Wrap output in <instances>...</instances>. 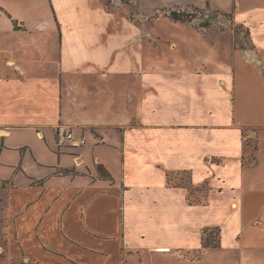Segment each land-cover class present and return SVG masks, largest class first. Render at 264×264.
<instances>
[{"label": "crops", "instance_id": "obj_1", "mask_svg": "<svg viewBox=\"0 0 264 264\" xmlns=\"http://www.w3.org/2000/svg\"><path fill=\"white\" fill-rule=\"evenodd\" d=\"M94 4L0 0V264H264V0L167 2L228 14L244 32L224 39L111 28ZM121 76L128 120L69 112L97 116L83 86ZM59 127L86 143L53 147Z\"/></svg>", "mask_w": 264, "mask_h": 264}, {"label": "rangeland", "instance_id": "obj_2", "mask_svg": "<svg viewBox=\"0 0 264 264\" xmlns=\"http://www.w3.org/2000/svg\"><path fill=\"white\" fill-rule=\"evenodd\" d=\"M168 1L174 0H95L94 8L111 14V28L117 27L128 31H132L134 29L149 31L151 29L160 28V30L165 35H168V33L171 31L177 33L178 30L176 29V26L173 24V22L172 24L167 23L166 25H163L162 21H159V19L162 17H169L168 15H170L171 11H177L187 15L189 19V22L182 23H185L189 27L195 28L207 35L210 34L212 36L211 38L220 37L224 39L227 37V35H232V37H234L231 31L234 33H237V30L244 32L242 28L235 26L233 20L228 14L214 11L209 8L201 9L199 7H195V5L176 4L172 6L167 4ZM245 40L246 37H244V41ZM200 55L199 57L203 58V55ZM121 77L122 79L117 77V79L114 81L108 82L104 86L99 87L97 91H95L97 89L96 85L93 86V84H91L88 89L87 87L83 86L84 91L96 97L95 103L101 107V111L95 109L97 116L91 117L92 109H90V111L85 110L78 113L75 110V107H72L69 112L73 113L76 119L80 118L81 121L94 119L92 121H95L98 124L104 123L106 121L113 123H123L124 121L128 120L129 116L125 107V99L127 97L130 81L126 80L127 76ZM54 145L53 147L57 148L59 143L55 142ZM247 145L249 146V151L254 150L253 148L255 147V144L253 142L249 141L247 142ZM76 148L79 149L81 147ZM253 156L254 155L252 154H248L247 158H245V163L247 165L254 163ZM172 179L175 182H182V180L185 182L188 181V175H173ZM2 188L3 184L0 182V201L3 199V195L1 194ZM206 192L207 190L205 189H201L199 192L193 190L192 194L190 193L189 198L194 202H204V195ZM1 205L2 204L0 202V207ZM2 214L3 213L0 211V218L2 217ZM0 232L3 233V226H0ZM209 236L210 238L212 237L211 239L216 243L218 237L217 233L212 231L210 232ZM0 244L3 245L1 243V239ZM3 260L5 259H0L1 262H4ZM16 264L34 263L22 259L17 260ZM204 264L215 263L214 260L207 258ZM227 264H230L229 260L227 261Z\"/></svg>", "mask_w": 264, "mask_h": 264}, {"label": "trees", "instance_id": "obj_3", "mask_svg": "<svg viewBox=\"0 0 264 264\" xmlns=\"http://www.w3.org/2000/svg\"><path fill=\"white\" fill-rule=\"evenodd\" d=\"M168 16L170 17V19H172L175 22H189V19H188L187 15L179 13L177 11H171L170 15H168ZM57 141H58V138H57ZM58 143H59V141H58ZM98 170H99V173L102 174V168L99 167ZM183 174L188 175L187 173H183ZM173 175H179V174H168V183H169V185L174 186V187H185V188H188L191 194H192L193 190H196L190 184V176L189 175H188V181H185V182L183 180H182V182L173 181V179H172ZM0 182L3 184L2 191L14 187L13 183L11 181H0ZM201 189L207 190L206 194L204 195V200L205 201L204 202H199L201 204H204L207 201L208 186L204 185ZM0 202L3 205L4 199H2V201H0ZM190 202L191 203H195L194 201H191V200H190ZM2 205L0 207V211L3 213ZM5 220H6V218H5V215L3 213L2 217L0 218V226L1 227L2 226L4 227ZM3 230H4V228H3ZM212 231H215L217 233V235H218L216 243L211 239L212 237L210 238V236H209L210 232H212ZM219 235H220V229L219 228H207L204 231V233H203V247H205V248H217L219 246ZM16 261L17 260H13L12 264H16Z\"/></svg>", "mask_w": 264, "mask_h": 264}, {"label": "built area", "instance_id": "obj_4", "mask_svg": "<svg viewBox=\"0 0 264 264\" xmlns=\"http://www.w3.org/2000/svg\"><path fill=\"white\" fill-rule=\"evenodd\" d=\"M56 135L61 146L79 147L86 143L84 138L77 139L74 132L66 127H59Z\"/></svg>", "mask_w": 264, "mask_h": 264}]
</instances>
